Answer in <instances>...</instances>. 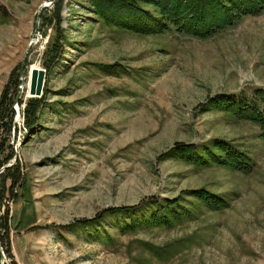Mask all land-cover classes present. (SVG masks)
Masks as SVG:
<instances>
[{"label": "rangeland", "instance_id": "374dc122", "mask_svg": "<svg viewBox=\"0 0 264 264\" xmlns=\"http://www.w3.org/2000/svg\"><path fill=\"white\" fill-rule=\"evenodd\" d=\"M50 1L0 0V95L7 86L10 98L19 90L21 98L9 136L20 184L11 192V177H0L4 264H264V129L208 104L224 93L256 99L264 113V10L201 38L174 26L122 28L97 18L89 0H61L58 21L54 0L41 11L19 89L38 7ZM57 26L61 55L47 70ZM31 67L45 70L44 104L26 134L20 110ZM214 138L246 151L249 169L165 156L175 144ZM199 188L227 205L186 194ZM180 195L191 214L171 227L124 231L105 215L96 234L79 223L107 208Z\"/></svg>", "mask_w": 264, "mask_h": 264}, {"label": "trees", "instance_id": "16d2710c", "mask_svg": "<svg viewBox=\"0 0 264 264\" xmlns=\"http://www.w3.org/2000/svg\"><path fill=\"white\" fill-rule=\"evenodd\" d=\"M60 1H56L58 21L60 20L58 14ZM150 5L154 9H150L148 7ZM88 8L97 18L108 20L117 26L138 33L165 32L174 26L177 31L206 38L232 25L245 15L262 12L264 0H89ZM63 37L62 30L57 26L54 41L46 49L47 57L43 64L47 70L58 62ZM115 65H108V67L112 68ZM18 81L20 83V80ZM256 93L257 95L263 94L260 89ZM8 94L9 89L5 86L0 95V168L14 155L13 146L9 143V136L15 116V111L12 108L14 101L12 99L15 98V95L10 98ZM20 99H18L19 106ZM210 101L209 105L224 108L225 111L239 118L260 124L264 129V113L256 99H237L222 93L217 94ZM43 104L44 95L27 97L23 109L20 110L26 134H31L36 127ZM14 125L16 127L15 123ZM170 155H178L198 166L218 164L240 170H248L252 160L246 151L238 146L232 149L230 143L221 138H214L211 143L200 146L194 143H178L165 153V156ZM18 164V160H16L15 164L5 167L0 174L3 180L11 177L9 187L11 192L16 184H20ZM186 194L216 209L227 205L226 199L206 188L192 189ZM184 199L180 195L164 200H142L132 205L107 208L92 218L80 220L79 223L85 229L95 227L96 234L100 233V229H97L96 226L102 225L105 215L116 216L119 220L117 224L124 231L135 230L142 225L171 227L191 214V210L184 206ZM120 217H129L130 220H120ZM2 221L6 226V220L0 222L2 223ZM2 237L4 234L0 235L1 243ZM5 252L9 256L8 250L5 249Z\"/></svg>", "mask_w": 264, "mask_h": 264}, {"label": "water", "instance_id": "95a60500", "mask_svg": "<svg viewBox=\"0 0 264 264\" xmlns=\"http://www.w3.org/2000/svg\"><path fill=\"white\" fill-rule=\"evenodd\" d=\"M54 1V0H53ZM53 1L50 2H44L42 3L39 7H38V12L36 15V20H35V25H34V30L31 36V39L28 43V47L27 50L25 52V55L20 63V68H19V89L23 88V85L25 83V75H24V68H25V62L27 59V56L29 54V50L32 47V45L36 42L37 40V36H38V23H39V18H40V14L41 11L43 9H45V7L49 6L51 3H53ZM44 76H45V70L39 67H34V68H30L29 69V77H28V97H39L42 94V87H43V82H44ZM20 96V90L18 91V93L16 94V97L14 99V101L16 102L14 107L12 105V108L15 111V117H19V107H18V98ZM14 104V103H13ZM17 158V150L16 147H14V155H13V159L12 161H15ZM12 163H8L5 164L4 166H2L0 168V173L1 171L5 168L10 166ZM5 254L4 251L2 249V246L0 244V262L1 264H4V260H5Z\"/></svg>", "mask_w": 264, "mask_h": 264}]
</instances>
